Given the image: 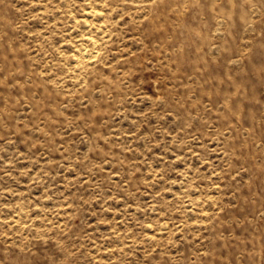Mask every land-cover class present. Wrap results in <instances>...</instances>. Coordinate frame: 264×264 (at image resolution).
Instances as JSON below:
<instances>
[{"label": "rangeland", "instance_id": "rangeland-1", "mask_svg": "<svg viewBox=\"0 0 264 264\" xmlns=\"http://www.w3.org/2000/svg\"><path fill=\"white\" fill-rule=\"evenodd\" d=\"M0 264H264V0H0Z\"/></svg>", "mask_w": 264, "mask_h": 264}, {"label": "bare ground", "instance_id": "bare-ground-1", "mask_svg": "<svg viewBox=\"0 0 264 264\" xmlns=\"http://www.w3.org/2000/svg\"><path fill=\"white\" fill-rule=\"evenodd\" d=\"M95 38V37H94ZM94 45V44H93ZM93 47V46H92ZM92 47H90V48H92ZM90 48H86L87 50L88 49H90ZM89 51V50H88ZM91 51V50H90ZM85 52V51H84ZM92 53V52H91ZM84 54V53H83ZM83 54H81V55H83ZM90 54V53H89ZM84 56H85V54H84ZM87 56V55H86ZM83 61V60H82Z\"/></svg>", "mask_w": 264, "mask_h": 264}]
</instances>
